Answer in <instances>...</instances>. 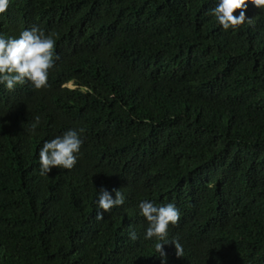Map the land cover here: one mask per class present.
<instances>
[{
	"label": "trees",
	"instance_id": "trees-1",
	"mask_svg": "<svg viewBox=\"0 0 264 264\" xmlns=\"http://www.w3.org/2000/svg\"><path fill=\"white\" fill-rule=\"evenodd\" d=\"M213 6L11 0L0 33L35 25L56 55L47 87L0 84V264H161L145 199L180 211L164 264H264V10L223 30ZM69 127L76 166L39 175L37 146ZM101 186L125 200L97 220Z\"/></svg>",
	"mask_w": 264,
	"mask_h": 264
},
{
	"label": "clouds",
	"instance_id": "clouds-1",
	"mask_svg": "<svg viewBox=\"0 0 264 264\" xmlns=\"http://www.w3.org/2000/svg\"><path fill=\"white\" fill-rule=\"evenodd\" d=\"M11 0H0V14H3ZM249 3L264 10V0H213L214 6L207 11L215 17L216 23L223 30H235L243 24H251V17L245 15ZM234 9H239L234 14ZM55 40L52 34H45L37 26L21 30L16 36H6L0 33V84L5 90H13L16 85L30 82L29 87L42 89L48 86L49 69L54 65ZM75 87L71 82L64 84ZM40 117L35 116L31 127L35 129ZM83 128L69 127L44 138L38 148L39 175H47L53 166L64 170L73 169L78 161L80 146L83 143L81 133ZM31 139V131H29ZM113 195L103 186L97 191L95 203L98 206L96 219H103L104 212L112 207L122 205L125 196L121 189H112ZM138 214L147 225L143 236L145 239L156 238L155 251L159 254L161 264H164L165 253L162 245L169 240V225H176L180 218V211L173 202L163 204L152 200H140L137 203ZM128 236L136 240V232L130 231ZM175 247V254L183 256V247L177 240L171 241Z\"/></svg>",
	"mask_w": 264,
	"mask_h": 264
}]
</instances>
